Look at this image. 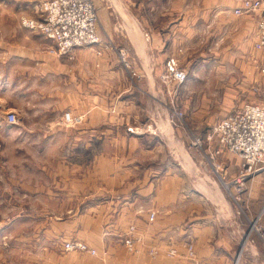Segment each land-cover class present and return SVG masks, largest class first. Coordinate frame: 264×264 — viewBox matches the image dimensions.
<instances>
[{"label": "rangeland", "instance_id": "obj_1", "mask_svg": "<svg viewBox=\"0 0 264 264\" xmlns=\"http://www.w3.org/2000/svg\"><path fill=\"white\" fill-rule=\"evenodd\" d=\"M92 1L97 12L98 36L100 12L116 14L114 17L117 18L113 21L116 25L124 24L118 18L120 15L146 13L145 6L133 7L121 3L106 5L99 3L103 0ZM39 2L41 1L0 0V264H183L178 251L172 246L165 250L163 257H153L152 262L144 259L140 261L136 257V245L141 238L136 236L135 226L131 221L145 211L144 222L151 223L156 216L155 208L150 202L148 209L145 208L151 198L145 195L143 198L139 197L136 194L137 186L143 184L146 178L157 184L159 177L169 176L210 177L218 181L228 202L236 209L235 214L242 215V219L236 217L237 221H241L244 232L241 235L239 253H251L250 249L259 252L262 245L256 233L246 236L248 218L259 216L262 223L261 214H247L249 204L243 194L248 178L244 181L242 194L247 215L238 214L235 204L218 178V172L223 173L221 164L214 162L217 161L215 158L208 162L207 146L203 147L202 144V155L192 146L191 142L196 137L184 147V153L192 157L193 163L183 161L177 149L179 137L172 130L168 139L167 135L153 127L154 122H143L139 124L141 126L125 123L117 116L114 101L82 102L83 86L77 85L71 74L69 85L63 82L54 84L50 78L44 80L40 77L42 66L35 62L36 58H40L41 62L51 61L41 58L48 53L61 64H68L70 61L67 59H73L74 56L71 57L69 53L59 55L53 41L38 30L23 25V18L35 23L42 18L38 9ZM240 2L241 0H185V9L187 13L217 14L224 18L227 14H232ZM155 3L154 7L159 9V0H155ZM181 5L182 3L180 10L174 6L175 9L168 12H181ZM241 15L233 13L235 27L243 23ZM259 17L260 13L256 24ZM126 30H129L128 26ZM239 36V33H233L229 55L235 67L238 62L244 61L255 67L260 66L259 71L264 72V47H255L256 34L253 49L260 51L259 57L245 53L242 51L244 45L233 42ZM219 43L221 45L218 44L216 48L215 45L210 47L207 60L219 55L224 57L221 50L225 48L223 45H226V41L221 40ZM100 46L101 43H98L87 48L93 49L95 56L99 58L102 55L99 49H106L103 44ZM109 46L112 45H106ZM116 52L125 59L122 62L119 57L118 64L133 75L128 47L123 44V47H117ZM21 54L26 59L23 60L19 56ZM169 59L174 60L178 69L186 72L183 64L188 63L189 55L167 58L165 69L159 76L156 99L150 109L154 117L164 109L166 122L171 129L184 126V123L180 125L171 118L174 110L182 111L186 122V107L183 106L185 99L183 95L180 96L182 84L185 89H202L206 99L203 104L209 102L210 97H221L220 92L225 87L210 85L209 75L203 76L206 79L204 82L207 81V84L201 85L203 87L196 86L192 78H186L187 82L185 79L179 84L167 74L166 62ZM88 73L93 75L95 70ZM234 73L236 81L241 78L239 73ZM126 77L132 80L130 76ZM254 89L255 87L247 84L235 85V94L241 100L229 113L241 109L245 104L259 103L264 97V91L259 100L254 101ZM90 90L100 92L96 87ZM57 91L61 92L60 95L55 94ZM64 100L63 106L69 104L68 110L60 106ZM97 105H103L104 108L98 110ZM87 110L91 111L89 116L82 117V113ZM143 110L146 113L145 107ZM65 112L70 114L69 121L63 119ZM10 113L15 116L13 123L9 122ZM159 126L162 127V124ZM214 144L216 147L215 141ZM153 145L155 147L151 148ZM216 166L222 171L216 172ZM240 168L233 177L240 173ZM262 171L264 169L258 173ZM225 175L223 177H227ZM233 177L224 180L228 181ZM212 196L216 200L217 197L214 194ZM133 200H136L135 203ZM152 212L154 216L150 220ZM66 242L71 245L70 249H66ZM80 244L86 245V250H81ZM189 245L192 244L186 245L189 259L194 264H199L193 260V246L192 253H189ZM150 252L157 253L152 249Z\"/></svg>", "mask_w": 264, "mask_h": 264}, {"label": "crops", "instance_id": "obj_2", "mask_svg": "<svg viewBox=\"0 0 264 264\" xmlns=\"http://www.w3.org/2000/svg\"><path fill=\"white\" fill-rule=\"evenodd\" d=\"M99 3L145 6L146 13L133 12L130 16L120 15L118 18H121L124 24L116 25L113 23L117 18L114 17L117 16L116 14L100 12L97 32L102 39L101 46L103 44L106 48L99 49L102 53L101 57L97 58L91 48L80 47L74 51L73 59L66 58L70 63L61 64L58 59L46 53L45 57H40L51 61L41 62L40 58L35 59V62H39L42 66L40 77L44 80L50 78L54 84L63 82L69 85V74H71L76 84L83 86L82 102L114 101L117 116L121 121L138 126L143 122H154L153 127L167 135L168 139L172 130V133H176L179 137L177 149L181 159L192 163L193 159L188 153L187 155L184 153L186 152L184 147L194 137H200L203 147L210 145L211 149H215V144L207 142L206 138L211 132V127L241 100L235 94V85L239 83L251 85L256 89H254L255 94H252L255 98L252 100L256 101L261 97L264 91V72L259 71L260 66L255 67L249 62L240 61L235 67L233 59L229 56L232 35L237 32L240 36L233 42L244 45L242 51L245 53L259 57L260 51L253 49L258 12L241 15L243 23L235 27L233 12L224 18L217 14L187 13L185 0H159L158 5L161 6L159 9L154 7L155 0H125V2L103 0ZM180 3L183 7L181 12L171 14L168 12L173 11L174 6L180 10ZM126 26L129 27L128 31ZM221 40L226 41V45H223L225 48L221 50L224 57L219 55L215 59L207 60L206 55L210 47L215 45L216 48L218 44L221 45L219 43ZM108 41L111 47H106ZM123 44L130 51L133 75L128 74L127 70L118 64L119 56L116 51L117 47H123ZM183 54L189 55L188 63L183 64L186 67L188 80L192 78L196 86L203 87L201 85L207 84L203 76L209 75L210 85L214 84L225 89L220 92L221 97H210L209 102L203 104L206 99L203 97L202 89H185L182 84L180 96L183 95L185 99L183 106L186 107V122L184 120L183 127L170 129L165 119L166 115L164 116L165 110L162 109L161 114L157 112L154 117L150 108L156 99L159 76L165 69V61L169 56ZM19 56L23 60L26 59L24 54ZM91 70H95V74L88 73ZM234 72L241 75L237 81ZM126 76H130L132 80ZM95 87L100 89V92L90 90ZM60 93L57 91L55 94L60 95ZM64 102L65 100L60 106L68 110L69 104L63 106ZM97 106L98 110L104 108L103 105ZM90 113L91 111L87 110L82 113V117L87 118ZM140 123L142 124L139 125ZM159 124H162V127ZM150 125L152 127V124ZM215 159L217 161L214 162L221 164L223 173L227 176L223 177L222 172L218 173L220 181L223 180L222 178L233 177L241 165V158L227 151H223ZM146 179L143 184L137 186L136 194L141 198L144 195L151 198L145 208L148 209V205L151 204L155 208L156 216L153 222H144L145 211L143 214L139 213V216L136 215L135 220L131 221L135 226L136 236L141 238L136 245L138 260L152 262L153 257H163L165 250L172 246L178 251L183 264H194L187 254L188 243L194 248L193 260L199 264H260L264 260L263 246L259 248V252L250 249L251 253H239L241 235L244 232L241 221H237L236 217L242 219V215L235 214L236 209L228 202L226 193L218 181L210 177L169 176L159 177L160 180L155 184ZM211 193L217 197L216 200L212 199ZM243 198L249 204L247 214H261V222L264 224V171L248 178ZM135 201L133 200V203ZM151 249L156 250L157 253H151Z\"/></svg>", "mask_w": 264, "mask_h": 264}, {"label": "built area", "instance_id": "obj_3", "mask_svg": "<svg viewBox=\"0 0 264 264\" xmlns=\"http://www.w3.org/2000/svg\"><path fill=\"white\" fill-rule=\"evenodd\" d=\"M42 18L38 23L23 18V25L38 30L39 33L53 41L58 49L59 55H71L73 50L80 47H90L101 43L96 33L97 12L92 0H42L38 4ZM258 12L260 17L256 24L255 47H264V0H241L240 5L233 10L235 15L243 13ZM109 45V42H106ZM122 62H125L123 55H119ZM167 74L171 75L177 83H182L187 74L184 70L178 69L174 60L166 62ZM9 122L13 123L14 114H9ZM171 118L182 125L184 123L183 112L174 110ZM64 121H69L70 114L65 112ZM207 142H216L215 150L208 148V162L214 159L219 153L227 151L241 158L240 173L232 179L223 183L227 195L231 198L237 208L238 214L247 215L244 210L242 194L244 181L264 169V97L259 103H248L241 109L228 113L218 120L212 127L206 138ZM192 146L202 155V140L196 137ZM205 155H203L204 157ZM202 157V158H203ZM210 163V162H209ZM218 168V169H217ZM216 172L219 169L215 168ZM219 173V172H218ZM242 202V203H241ZM154 213H150V220ZM247 234L256 233L261 245L264 247V224L260 223L259 216L254 219L248 218ZM71 245L66 242V249ZM81 250H86V245L80 244ZM189 253H192V245L188 246ZM90 252V251H89ZM94 253V251H91ZM264 264V261L261 262Z\"/></svg>", "mask_w": 264, "mask_h": 264}, {"label": "water", "instance_id": "obj_4", "mask_svg": "<svg viewBox=\"0 0 264 264\" xmlns=\"http://www.w3.org/2000/svg\"><path fill=\"white\" fill-rule=\"evenodd\" d=\"M241 244H242V242H241ZM242 246V245H241ZM241 249V248H240ZM240 252V251H239Z\"/></svg>", "mask_w": 264, "mask_h": 264}]
</instances>
